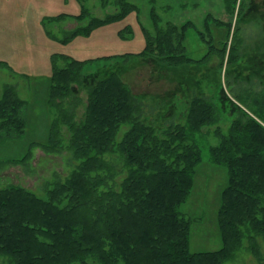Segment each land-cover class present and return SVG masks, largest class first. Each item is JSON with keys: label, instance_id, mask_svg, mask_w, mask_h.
<instances>
[{"label": "trees", "instance_id": "obj_1", "mask_svg": "<svg viewBox=\"0 0 264 264\" xmlns=\"http://www.w3.org/2000/svg\"><path fill=\"white\" fill-rule=\"evenodd\" d=\"M247 1L240 0L238 21H242ZM115 3L119 11L105 18L92 17L82 6L77 16L62 14L49 20L73 17L79 25L83 23L65 32L61 42L68 44L133 12L139 19L137 5L127 0ZM238 3L225 0L232 18ZM151 18L152 30L141 25L146 45L137 55L116 56L123 60L100 67L95 66L98 60L57 55L62 60L54 62L48 78V106L55 116L48 133L42 140L30 142L21 155L0 159V170L9 165L28 167L37 149L46 154L67 150L76 165L65 179L60 176L46 182L44 197L21 185L0 186V258L5 264H227L242 250L257 264H264V87L236 97L224 88L215 97L195 89L188 94L185 81L174 76L200 62L187 55L185 45L195 25L168 22L163 26L155 9ZM213 20L227 28V40L220 50L210 45L212 50L201 61L217 54L224 68L242 45L240 26L237 24L229 44L233 22L208 15L205 27L211 38ZM132 34L131 26L119 31L121 38ZM201 38L207 42L205 34ZM133 57L155 62L156 77L164 78V73L178 83L168 96L185 95L184 123L160 122L157 117L152 122L144 115L143 99L121 77L124 61ZM83 91L87 102L78 119ZM27 103L15 86H4L0 140L25 133ZM221 115L225 119L235 116L227 132L219 126ZM123 125L129 129L119 138ZM211 127L214 131L207 134L214 135L218 144L209 147V160L228 169V184L217 213L222 247L192 252L194 220L180 207L188 201L203 162L198 134L204 136Z\"/></svg>", "mask_w": 264, "mask_h": 264}, {"label": "rangeland", "instance_id": "obj_2", "mask_svg": "<svg viewBox=\"0 0 264 264\" xmlns=\"http://www.w3.org/2000/svg\"><path fill=\"white\" fill-rule=\"evenodd\" d=\"M115 1L107 0L108 3L104 4L103 0H0V98L4 86L13 85L20 97L28 102L24 110L27 129L19 137L0 140V159L21 155L30 142L46 137L55 118L48 106V78L53 72L54 62L60 64L62 60L57 59V55H69L80 61L98 60L96 67L107 66L116 59L123 60L116 56L137 55L146 45L141 25L150 30L154 27L151 18L153 9L161 17L163 25L167 22L195 24L188 32L185 45L187 55L200 62L179 70L174 76V79L185 81L184 88L188 94L195 89L199 93L204 92L206 97H215L224 88L227 94L236 97L264 87V10L260 8L264 0H248L241 12L242 21L237 20L240 0L233 18L226 13L225 0H127L139 7V19L133 12L123 20L95 29L89 37L81 36L68 44L61 41L65 30L75 29V24L49 20L62 14L79 15L82 6L90 10L92 17L105 18L119 11ZM255 9L257 11H253ZM209 14L217 20L233 22L229 44L233 42L237 24L240 26L238 38L242 39V45L238 48L236 60L229 64L226 61L224 68L217 54L201 61L212 50L210 45L220 50L227 40V28L218 27L214 20L211 22L213 37L208 34L204 23ZM126 26L133 28V34L121 38L119 31ZM202 33L210 43L201 38ZM121 71L123 80L140 100L143 99L144 115L150 121L155 122L159 118L160 122H185V95L168 96L178 83L167 79L163 72L164 78L156 77L155 62L133 57L124 61ZM80 95L84 103L79 107L78 119L82 117L87 102V93L83 91ZM214 102L220 104L217 99ZM234 117L228 115V119L221 118L219 126L224 132L228 131ZM128 129V125H123L119 138ZM214 129L206 128L204 136L198 134L203 162L197 169L188 201L180 207L183 214L194 220L190 234L192 252H212L222 247L217 213L222 191L228 184V169L209 160V147L217 145L218 140L214 135H208L207 131L213 132ZM75 165L76 161L67 150L46 154L37 149L28 167L9 165L1 169L0 186L21 185L44 197L45 183L60 176L65 179ZM0 264H5L1 258ZM227 264H257V261L249 252L242 250L234 262Z\"/></svg>", "mask_w": 264, "mask_h": 264}, {"label": "crops", "instance_id": "obj_3", "mask_svg": "<svg viewBox=\"0 0 264 264\" xmlns=\"http://www.w3.org/2000/svg\"><path fill=\"white\" fill-rule=\"evenodd\" d=\"M250 6H251V8H252V6H253V1L252 2H250ZM261 6V5H260ZM260 8H263V10H264V5L263 6H261ZM258 9V8H257ZM257 9H255V10H253V11H257ZM262 10V9H261ZM226 13H227V8H226ZM210 15V14H209ZM71 16H77V15H71ZM208 16V15H207ZM207 18V17H206ZM205 21H206V19H205ZM59 23H65L66 25L67 24H69V25H71L72 23H74L75 24V27L77 28L78 26H80L79 25V21L78 20H76L75 18H73V17H69L68 19H66V20H63V21H60ZM58 23V24H59ZM168 23V22H167ZM167 23H165L164 25H163V23H162V25L163 26H165ZM187 23V22H186ZM84 24H86V22H84ZM185 24V23H184ZM176 25V24H175ZM183 25V24H182ZM195 25V24H194ZM204 25H205V23H204ZM216 25L218 26V27H220V28H222V26L221 25H219L218 23H216ZM178 26H181V25H178ZM75 28V29H76ZM74 30V28H71V29H69V30H65L66 32H68V31H73ZM64 31V32H65Z\"/></svg>", "mask_w": 264, "mask_h": 264}, {"label": "bare ground", "instance_id": "obj_4", "mask_svg": "<svg viewBox=\"0 0 264 264\" xmlns=\"http://www.w3.org/2000/svg\"><path fill=\"white\" fill-rule=\"evenodd\" d=\"M237 59H238V57H237ZM230 60H231V59H230ZM235 60H236V59H235ZM235 60H234V61H235Z\"/></svg>", "mask_w": 264, "mask_h": 264}, {"label": "flooded vegetation", "instance_id": "obj_5", "mask_svg": "<svg viewBox=\"0 0 264 264\" xmlns=\"http://www.w3.org/2000/svg\"><path fill=\"white\" fill-rule=\"evenodd\" d=\"M261 3H259V5H260Z\"/></svg>", "mask_w": 264, "mask_h": 264}]
</instances>
